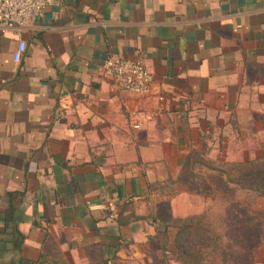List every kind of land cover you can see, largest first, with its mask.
Here are the masks:
<instances>
[{
	"label": "crops",
	"instance_id": "0c3cea01",
	"mask_svg": "<svg viewBox=\"0 0 264 264\" xmlns=\"http://www.w3.org/2000/svg\"><path fill=\"white\" fill-rule=\"evenodd\" d=\"M112 56L142 60L150 92L119 91ZM263 159L264 0H61L0 30V217L19 193L23 234L0 264H145L157 185L186 218L193 165Z\"/></svg>",
	"mask_w": 264,
	"mask_h": 264
},
{
	"label": "rangeland",
	"instance_id": "374dc122",
	"mask_svg": "<svg viewBox=\"0 0 264 264\" xmlns=\"http://www.w3.org/2000/svg\"><path fill=\"white\" fill-rule=\"evenodd\" d=\"M228 164L225 162L219 165L226 169L223 173L219 168L215 170L211 162H198L193 165V177L187 179L190 181L187 188L191 195L188 198L177 199L176 210H173L177 215L186 213V218L173 217L167 200L172 194V189L167 185H157L153 190L151 201L140 204L143 214H147V218L143 221L149 222L150 216L154 213L157 217L151 221L158 223L157 228L150 223L144 226V232L152 236L151 242L146 241L150 243V249L145 251L149 258L145 264H191L189 260L185 263L179 253L172 251L175 232L181 220L192 224L187 234L191 243L196 240L194 229L197 226L199 227L197 230L203 235L202 239L210 242V247L215 248L214 253L211 254L209 251L210 258L204 257L198 264H247L248 256L252 254L254 257L263 243L258 239L264 238V196L253 199L252 196L240 194L244 188L226 179L227 176L235 177L238 174L236 168L234 170ZM186 205L190 207L189 210H185ZM249 208L254 214H242L243 210ZM166 224V233H164ZM168 228L171 229L172 236H169ZM113 264H133V262L128 258L115 257Z\"/></svg>",
	"mask_w": 264,
	"mask_h": 264
},
{
	"label": "trees",
	"instance_id": "16d2710c",
	"mask_svg": "<svg viewBox=\"0 0 264 264\" xmlns=\"http://www.w3.org/2000/svg\"><path fill=\"white\" fill-rule=\"evenodd\" d=\"M234 170L238 172L237 176H227L226 179L228 181H234V183L238 184L241 188H244V191H240V194L252 196L253 199H256L258 196H264V159L261 161H246V162H237V163H229ZM220 171L225 172L226 169L222 167H218ZM227 174V173H226ZM226 180V181H227ZM17 195H20L17 192H8L7 193V205L3 211L2 216L0 217V221L3 223V231H0V236L8 233L5 237L0 238V250H7V244L10 245L11 249L18 251L20 249L23 234L17 228L16 222V212L18 210L19 204L21 202V198ZM242 214L250 213L252 214V209L243 210ZM254 214V213H253ZM241 216V214H240ZM156 215L153 218L156 219ZM118 221V220H117ZM125 221H121L124 223ZM191 223L186 222L185 220H181V223L178 224V227L174 236V247L172 251L179 253L185 260H187L191 264H198L199 260L202 258H210V253H214L215 248L210 247V242L202 239V233H199V227L196 226L194 229V233L196 235V240L191 243L188 239V229L191 226ZM167 224L164 225V233H166ZM8 229V232L6 230ZM244 238L245 235L243 234ZM190 244L192 246H190ZM210 247V249H209ZM114 253L119 248V246L114 244ZM206 251V253H205ZM115 258L113 254L112 259ZM17 264H28L27 261L19 256L16 260Z\"/></svg>",
	"mask_w": 264,
	"mask_h": 264
},
{
	"label": "built area",
	"instance_id": "2783aa9c",
	"mask_svg": "<svg viewBox=\"0 0 264 264\" xmlns=\"http://www.w3.org/2000/svg\"><path fill=\"white\" fill-rule=\"evenodd\" d=\"M60 4L61 0H0V30L26 29L44 7ZM23 50L24 42L20 41L13 53L14 59H19ZM104 68L121 92L144 95L151 90L152 75L140 59L112 56L106 59ZM109 210L115 213V205H109Z\"/></svg>",
	"mask_w": 264,
	"mask_h": 264
},
{
	"label": "water",
	"instance_id": "95a60500",
	"mask_svg": "<svg viewBox=\"0 0 264 264\" xmlns=\"http://www.w3.org/2000/svg\"><path fill=\"white\" fill-rule=\"evenodd\" d=\"M167 232H168L169 236H172V231L170 228L167 229Z\"/></svg>",
	"mask_w": 264,
	"mask_h": 264
}]
</instances>
